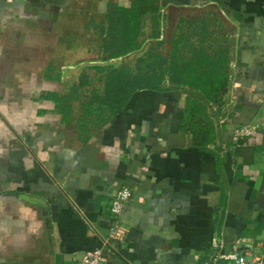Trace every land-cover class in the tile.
Masks as SVG:
<instances>
[{"label":"crops","instance_id":"obj_1","mask_svg":"<svg viewBox=\"0 0 264 264\" xmlns=\"http://www.w3.org/2000/svg\"><path fill=\"white\" fill-rule=\"evenodd\" d=\"M133 6L141 27L173 8H213L229 27L212 142L193 141L190 90L167 76L116 111L95 103L116 60L103 51L107 16ZM237 126L251 138L236 144ZM122 186L132 198L113 216ZM111 227L124 239L105 264H198L217 242L264 241V0H0V264H71Z\"/></svg>","mask_w":264,"mask_h":264},{"label":"trees","instance_id":"obj_2","mask_svg":"<svg viewBox=\"0 0 264 264\" xmlns=\"http://www.w3.org/2000/svg\"><path fill=\"white\" fill-rule=\"evenodd\" d=\"M155 11V8L152 9ZM143 9L114 8L109 11L107 27L103 43L105 60L118 59L136 47L137 37L141 28V15ZM104 31V29H101ZM162 44V43H161ZM160 44V45H161ZM228 51H214L208 54L203 50L197 52L193 60L173 63L161 71L152 69L148 74L139 69L134 74L125 69L117 68L113 63L108 64L107 72L102 80V97L95 100L84 101L91 106L94 101L99 107L107 106L111 111L120 109L127 98L140 89L161 90L162 81L168 77L171 85L183 86L190 90L186 100L184 127L193 135L197 144H207L215 137L212 120L206 110L210 104L218 103L228 81ZM159 62V68L161 69ZM98 71H102L99 67ZM84 77H87L85 74ZM82 82L73 86L75 93L79 92ZM100 90L93 89V95Z\"/></svg>","mask_w":264,"mask_h":264},{"label":"rangeland","instance_id":"obj_3","mask_svg":"<svg viewBox=\"0 0 264 264\" xmlns=\"http://www.w3.org/2000/svg\"><path fill=\"white\" fill-rule=\"evenodd\" d=\"M207 12L212 15L205 17ZM160 13L161 11H156L150 18L144 19L134 51L116 59L114 65L117 68L125 69L131 74L139 69L142 73L147 72L146 74L152 69H165V74L168 75L167 68L170 65L193 60L200 50L211 52L231 47L233 38L226 35L230 29L213 8L207 11L188 8L181 14H177V10L173 8L158 20ZM158 28H161L160 32ZM90 58L96 59L95 54ZM89 87L82 85L79 92L84 94L90 90ZM95 88L99 90L96 85ZM84 95L89 97L91 93Z\"/></svg>","mask_w":264,"mask_h":264},{"label":"built area","instance_id":"obj_4","mask_svg":"<svg viewBox=\"0 0 264 264\" xmlns=\"http://www.w3.org/2000/svg\"><path fill=\"white\" fill-rule=\"evenodd\" d=\"M253 134L251 126H237L234 128L232 140L240 144L245 139H250ZM132 198V191L127 186H122L112 198L109 206L111 214L118 216L126 203ZM124 234L116 227H111L109 235L102 238L100 247L85 251L80 259L71 264H105L107 256L104 248L109 249L112 240L121 242ZM213 253L201 260L198 264H264V241L254 242L252 240H238L232 243L228 250H225L222 242L214 244Z\"/></svg>","mask_w":264,"mask_h":264}]
</instances>
